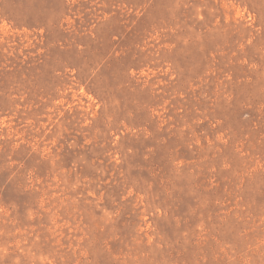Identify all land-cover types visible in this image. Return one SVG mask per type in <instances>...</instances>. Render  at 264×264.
<instances>
[{
  "label": "rangeland",
  "instance_id": "rangeland-1",
  "mask_svg": "<svg viewBox=\"0 0 264 264\" xmlns=\"http://www.w3.org/2000/svg\"><path fill=\"white\" fill-rule=\"evenodd\" d=\"M0 264H264V0H0Z\"/></svg>",
  "mask_w": 264,
  "mask_h": 264
}]
</instances>
